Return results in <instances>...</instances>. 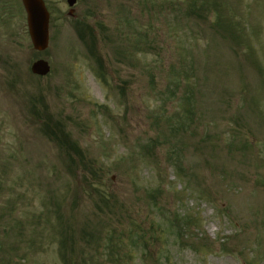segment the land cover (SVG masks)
<instances>
[{
    "label": "rangeland",
    "instance_id": "obj_1",
    "mask_svg": "<svg viewBox=\"0 0 264 264\" xmlns=\"http://www.w3.org/2000/svg\"><path fill=\"white\" fill-rule=\"evenodd\" d=\"M44 1L45 51L0 26V264H264V0Z\"/></svg>",
    "mask_w": 264,
    "mask_h": 264
},
{
    "label": "water",
    "instance_id": "obj_2",
    "mask_svg": "<svg viewBox=\"0 0 264 264\" xmlns=\"http://www.w3.org/2000/svg\"><path fill=\"white\" fill-rule=\"evenodd\" d=\"M69 7L76 0H66ZM27 15V27L33 48L43 51L48 45V19L49 14L42 0H22ZM73 10H69L71 15ZM30 70L33 74L44 76L49 72V65L45 60L39 59L32 63Z\"/></svg>",
    "mask_w": 264,
    "mask_h": 264
},
{
    "label": "flooded vegetation",
    "instance_id": "obj_3",
    "mask_svg": "<svg viewBox=\"0 0 264 264\" xmlns=\"http://www.w3.org/2000/svg\"><path fill=\"white\" fill-rule=\"evenodd\" d=\"M18 7L23 13L22 16L24 20V23H22V27L20 28V31L22 30V33L27 34L26 15L21 0H0V26H2L3 23L5 24L4 21H8L6 22V25H10L14 19L17 20V17L13 15L15 13L17 14V10H19ZM15 28H18V26L15 25Z\"/></svg>",
    "mask_w": 264,
    "mask_h": 264
},
{
    "label": "trees",
    "instance_id": "obj_4",
    "mask_svg": "<svg viewBox=\"0 0 264 264\" xmlns=\"http://www.w3.org/2000/svg\"><path fill=\"white\" fill-rule=\"evenodd\" d=\"M195 1V0H194ZM217 3V2H216ZM218 4V3H217ZM206 7V8H205ZM208 12V10H209V7L208 6H206V4H202L200 7H198L197 5H196V3H190L189 5H188V8H187V11H186V13L188 14V15H194V16H198V17H202V14L204 15V13L206 12V11ZM204 18H205V15H204ZM90 33H91V31H90ZM81 34V33H80ZM48 134H49V138L50 139H52V138H54L56 141H61L62 139H66V137H68V135H67V133H65V132H47ZM71 144V148H73V149H76L77 150V147L76 146H74V144H72V143H70ZM68 147V146H67ZM149 146L147 145L146 147H145V151H147V153H149V148H148ZM149 150V151H148ZM76 152H78V151H76ZM110 237V236H109ZM109 237H108V243H111V241H110V239H109ZM92 259H90V261H89V263L91 264L92 263ZM99 264V263H98Z\"/></svg>",
    "mask_w": 264,
    "mask_h": 264
}]
</instances>
